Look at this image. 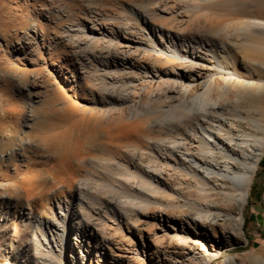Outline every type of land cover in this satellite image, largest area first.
Returning <instances> with one entry per match:
<instances>
[{
  "label": "rangeland",
  "instance_id": "1",
  "mask_svg": "<svg viewBox=\"0 0 264 264\" xmlns=\"http://www.w3.org/2000/svg\"><path fill=\"white\" fill-rule=\"evenodd\" d=\"M201 1L0 0V65L10 72L3 75L9 85L0 98V141L11 125L18 135L13 147L0 149L1 264H121L113 253L126 258L123 264H182L154 251L176 241L174 230H188L174 213L184 207H171L177 195L167 176L172 161H157L156 140H181L174 116L198 102L179 93L190 67L169 56H201L211 39L243 21L228 10L230 0ZM37 30L41 38L15 51ZM73 39L80 40L77 47ZM101 47L127 54L134 64L105 65ZM32 73L39 76L34 89L25 86ZM13 105L23 117L32 115L27 127L9 112ZM59 155L71 164H59ZM242 216L241 244L214 252L207 264L230 256L248 264L244 254L264 250L262 162ZM79 224L91 235L73 249L68 242ZM210 238L212 249L210 242H217Z\"/></svg>",
  "mask_w": 264,
  "mask_h": 264
},
{
  "label": "bare ground",
  "instance_id": "2",
  "mask_svg": "<svg viewBox=\"0 0 264 264\" xmlns=\"http://www.w3.org/2000/svg\"><path fill=\"white\" fill-rule=\"evenodd\" d=\"M250 1H226L228 10L242 17L243 21L232 31L224 29L222 33L217 34L224 36L211 39L201 56H169L170 61L178 60L184 64L183 67H190V70H187V81L178 84L182 87L179 93L183 98L194 94L198 102L189 110L174 116V135L180 136L181 140L171 143H165L162 137L156 140L160 146L158 148L161 149H158L157 161L167 164L168 160L172 161V173L167 176L172 184L170 189L177 195L173 199L175 204L171 207H184L183 212L179 210L174 213L176 218L188 227L182 235L173 231L176 240L174 243L168 242L155 247V253L162 254L165 260H175L174 262L182 264H191L194 260L199 264H207L208 257L216 256L214 252L220 254L223 250L238 246L242 241V210L247 201L252 177L264 155V3L251 4ZM197 8L199 9L198 6ZM41 37L39 30L31 35L26 34V40L14 49L24 52L30 44L29 38L34 40ZM73 40L74 46L77 47L76 44L80 40ZM97 50L103 54L105 65L108 60L110 65H126L128 68L134 64L128 55L121 51L111 54L104 47ZM156 57L162 59L160 54ZM8 73L9 68L0 65V98L9 85L5 76ZM30 77L25 79V86L34 89L39 76L32 73ZM35 98L36 96L31 102H35ZM6 103L5 99L2 100V104ZM9 112L13 113L18 121L22 116V107L13 105ZM31 116L29 112L22 116L23 126L29 125ZM16 121L13 122L17 125ZM184 122H189L185 129L179 127ZM10 127L7 141H0V149L14 146L17 131L15 126ZM20 138L19 142L23 137ZM160 151L166 154L161 155ZM68 158L67 155H59V164L70 165ZM77 159L79 160V157ZM39 211L42 213V209ZM167 222H170L168 227L173 230V220L168 219ZM170 224L172 225L169 226ZM79 226L81 225L79 224L78 228ZM81 227L80 232L75 233L76 238L73 237L68 242L73 249H81L91 235L89 227ZM92 228H95L94 225ZM219 231L222 235H219ZM193 234L196 238L191 237ZM210 235V239L217 242H210L212 249L207 248L209 244L205 241V237ZM111 256L117 263H126V258L120 253H113ZM183 256L186 258L181 261ZM243 257L248 264H264V250L250 252ZM221 264L240 262L230 256L223 259Z\"/></svg>",
  "mask_w": 264,
  "mask_h": 264
},
{
  "label": "trees",
  "instance_id": "3",
  "mask_svg": "<svg viewBox=\"0 0 264 264\" xmlns=\"http://www.w3.org/2000/svg\"><path fill=\"white\" fill-rule=\"evenodd\" d=\"M264 156V155H263ZM262 156V158H261V160H260V163H259V165L261 164V162L262 163H264V157ZM259 167V166H258Z\"/></svg>",
  "mask_w": 264,
  "mask_h": 264
},
{
  "label": "crops",
  "instance_id": "4",
  "mask_svg": "<svg viewBox=\"0 0 264 264\" xmlns=\"http://www.w3.org/2000/svg\"><path fill=\"white\" fill-rule=\"evenodd\" d=\"M264 164V163H263ZM260 189H261V187H260Z\"/></svg>",
  "mask_w": 264,
  "mask_h": 264
}]
</instances>
